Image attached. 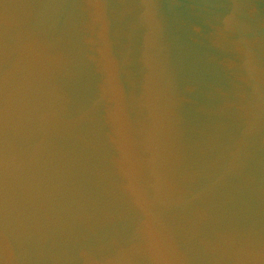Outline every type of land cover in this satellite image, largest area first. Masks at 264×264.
Here are the masks:
<instances>
[{
	"label": "water",
	"instance_id": "95a60500",
	"mask_svg": "<svg viewBox=\"0 0 264 264\" xmlns=\"http://www.w3.org/2000/svg\"><path fill=\"white\" fill-rule=\"evenodd\" d=\"M0 264H264V0H0Z\"/></svg>",
	"mask_w": 264,
	"mask_h": 264
}]
</instances>
